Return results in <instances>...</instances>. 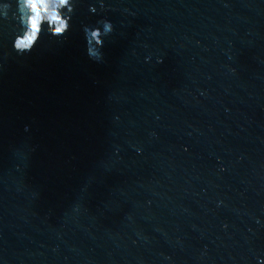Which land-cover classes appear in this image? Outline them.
Listing matches in <instances>:
<instances>
[{
	"label": "water",
	"instance_id": "95a60500",
	"mask_svg": "<svg viewBox=\"0 0 264 264\" xmlns=\"http://www.w3.org/2000/svg\"><path fill=\"white\" fill-rule=\"evenodd\" d=\"M71 25L17 54L0 19V264L264 261V0H76Z\"/></svg>",
	"mask_w": 264,
	"mask_h": 264
},
{
	"label": "clouds",
	"instance_id": "9594fccd",
	"mask_svg": "<svg viewBox=\"0 0 264 264\" xmlns=\"http://www.w3.org/2000/svg\"><path fill=\"white\" fill-rule=\"evenodd\" d=\"M13 2L15 10L9 17ZM75 2L76 0H3L0 2V19L11 18L18 25L12 40V49L17 54L30 53L45 34L58 39L66 38L72 27L71 18ZM101 7H103L102 2ZM89 11L95 14L97 9L90 5ZM98 24L102 27L84 26L83 33L87 55L90 59L101 62L103 54L100 49L103 46V38L112 33L113 25L107 20L98 21ZM24 130L28 131V127L25 126ZM73 210L78 211L79 205H76ZM258 264H264V261H259Z\"/></svg>",
	"mask_w": 264,
	"mask_h": 264
}]
</instances>
